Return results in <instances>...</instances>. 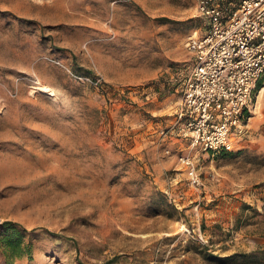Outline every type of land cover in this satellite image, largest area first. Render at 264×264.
<instances>
[{
    "label": "rangeland",
    "instance_id": "1",
    "mask_svg": "<svg viewBox=\"0 0 264 264\" xmlns=\"http://www.w3.org/2000/svg\"><path fill=\"white\" fill-rule=\"evenodd\" d=\"M198 1L0 0V238L11 220L31 244L0 246V264H218L205 254L264 247V88L228 149L190 150L199 182L178 159L188 142L160 138L185 41L207 27Z\"/></svg>",
    "mask_w": 264,
    "mask_h": 264
},
{
    "label": "built area",
    "instance_id": "2",
    "mask_svg": "<svg viewBox=\"0 0 264 264\" xmlns=\"http://www.w3.org/2000/svg\"><path fill=\"white\" fill-rule=\"evenodd\" d=\"M198 10L207 27L185 41L191 66L179 83L174 119L159 131L161 140L173 133L188 138L178 159L192 182L199 176L190 150L228 149L264 88V0H239L231 13L217 1L199 0Z\"/></svg>",
    "mask_w": 264,
    "mask_h": 264
},
{
    "label": "trees",
    "instance_id": "3",
    "mask_svg": "<svg viewBox=\"0 0 264 264\" xmlns=\"http://www.w3.org/2000/svg\"><path fill=\"white\" fill-rule=\"evenodd\" d=\"M217 2H219L229 13H231L237 7L239 0H217ZM2 225L4 227V232L0 238V246L2 247V251L6 254V256H20L28 252L31 244H25L20 230H18L15 226L16 223L11 220H5L2 222ZM34 228H32L31 231L34 230ZM21 229L24 231L27 230L24 227ZM239 255L245 256L246 258H249L251 261L258 264H264V247H260L257 250L250 252H232L227 255H219L217 253L207 252L205 257L209 259H215L216 263L218 264H231L236 261V257Z\"/></svg>",
    "mask_w": 264,
    "mask_h": 264
},
{
    "label": "crops",
    "instance_id": "4",
    "mask_svg": "<svg viewBox=\"0 0 264 264\" xmlns=\"http://www.w3.org/2000/svg\"><path fill=\"white\" fill-rule=\"evenodd\" d=\"M177 102H178V100H176L174 104H171V106H173V108L169 111V113H174V111L176 109ZM168 137L169 138L166 137L167 139H165L166 141L164 143L168 144L167 146L172 144V146L175 147L177 149V151H179V149H183L186 145L185 143L188 141L187 137L182 136V135H178L176 133L170 134V135H168Z\"/></svg>",
    "mask_w": 264,
    "mask_h": 264
},
{
    "label": "bare ground",
    "instance_id": "5",
    "mask_svg": "<svg viewBox=\"0 0 264 264\" xmlns=\"http://www.w3.org/2000/svg\"><path fill=\"white\" fill-rule=\"evenodd\" d=\"M45 88H47V86Z\"/></svg>",
    "mask_w": 264,
    "mask_h": 264
}]
</instances>
